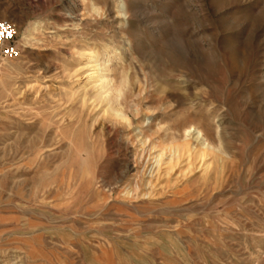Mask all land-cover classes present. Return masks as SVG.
I'll use <instances>...</instances> for the list:
<instances>
[{"label":"rangeland","instance_id":"374dc122","mask_svg":"<svg viewBox=\"0 0 264 264\" xmlns=\"http://www.w3.org/2000/svg\"><path fill=\"white\" fill-rule=\"evenodd\" d=\"M0 18L22 47L0 55V264H264V0H0Z\"/></svg>","mask_w":264,"mask_h":264},{"label":"bare ground","instance_id":"6f19581e","mask_svg":"<svg viewBox=\"0 0 264 264\" xmlns=\"http://www.w3.org/2000/svg\"><path fill=\"white\" fill-rule=\"evenodd\" d=\"M96 78H98V80H96L97 82L98 81H101L102 80V76H100L99 74L95 75ZM102 82V81H101ZM105 85V84H104ZM103 86V85H102ZM118 115V114H116ZM195 128L192 129V127L190 128H187L185 130V132L189 135H187V137H190V135H195V138L196 140L198 141H201L202 144L206 143V140H205V136L204 134L200 131V130H197L195 132ZM194 138V137H193ZM144 142V141H143ZM208 145V144H207ZM210 145V143H209ZM203 146V145H202ZM153 147V146H152ZM183 150H175V152H170L168 150H164V149H159V151L152 155V157L150 158V161H149V165L148 166H151L152 169H151V176L153 174H158L159 177L161 176V174L163 175H168V174H171V173H174L176 174L177 170H178V163H182L184 161H187V162H190L191 160V156L192 154L190 153L192 151V148H191V145H189V143L187 142L186 144H184L183 146ZM154 148V147H153ZM162 148V147H161ZM200 149V152L202 154V157L205 156L207 154V150L205 148ZM154 152V151H153ZM209 154V153H208ZM194 156V155H193ZM205 158V157H204ZM203 159V158H201ZM179 161V162H178ZM186 164V163H185ZM190 165V163H189ZM196 166V165H195ZM204 166V165H203ZM201 168V167H200ZM205 168V167H204ZM149 169V168H148ZM147 172V171H146ZM149 181V180H148ZM151 181V180H150ZM130 191H128L129 193Z\"/></svg>","mask_w":264,"mask_h":264},{"label":"built area","instance_id":"2783aa9c","mask_svg":"<svg viewBox=\"0 0 264 264\" xmlns=\"http://www.w3.org/2000/svg\"><path fill=\"white\" fill-rule=\"evenodd\" d=\"M0 32L5 35L0 38V55L6 58H14L20 55L22 47L17 42L16 27L14 22L8 18H0ZM7 33H11L9 37Z\"/></svg>","mask_w":264,"mask_h":264},{"label":"snow or ice","instance_id":"6c2138e0","mask_svg":"<svg viewBox=\"0 0 264 264\" xmlns=\"http://www.w3.org/2000/svg\"><path fill=\"white\" fill-rule=\"evenodd\" d=\"M4 33L3 32H0V38H3L4 37ZM7 35L10 37L11 36V33H7Z\"/></svg>","mask_w":264,"mask_h":264}]
</instances>
